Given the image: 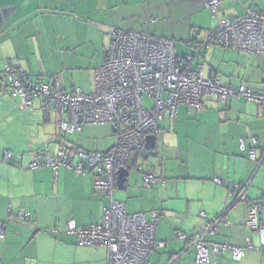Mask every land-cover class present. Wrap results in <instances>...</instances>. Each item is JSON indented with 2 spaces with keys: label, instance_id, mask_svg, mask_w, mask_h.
I'll list each match as a JSON object with an SVG mask.
<instances>
[{
  "label": "crops",
  "instance_id": "1",
  "mask_svg": "<svg viewBox=\"0 0 264 264\" xmlns=\"http://www.w3.org/2000/svg\"><path fill=\"white\" fill-rule=\"evenodd\" d=\"M206 1L0 0V72L10 63L31 79L57 78L66 91L92 92L94 70L106 60L113 31L121 28L174 40L177 54L194 56L190 67L202 66L207 78L264 91V52L209 42L219 18L239 17L248 8L264 12V0L226 1L216 18ZM84 45L87 55L81 51ZM51 107L41 101L24 108L11 91L0 93V224L5 231L0 264H106L105 246H80L66 231L69 220L84 226L102 220L109 200L94 189L93 175L82 176L64 165L57 174L51 167L26 165L42 150L56 153L64 147L74 163L78 150L106 152L114 145L113 129L87 125L82 133L65 137L55 107L56 129L51 126ZM160 130L155 148L135 155L131 167L125 166L124 184L114 190L129 213L143 212L149 220L155 212L160 215L155 236L165 246L152 252L150 263L197 264L195 246L177 233L198 234L207 219L219 217L218 232L208 239L259 247L260 235L248 217L249 204L264 199V162L251 160L249 152L256 138L257 157L264 158L262 107L239 97L223 104L209 95L202 111L182 105L175 117L160 121ZM6 150L23 154V165L6 161ZM141 160L162 180L145 187L143 174L133 167ZM240 192L246 201L238 199ZM208 264H264V252L246 249L242 260L226 254Z\"/></svg>",
  "mask_w": 264,
  "mask_h": 264
},
{
  "label": "built area",
  "instance_id": "2",
  "mask_svg": "<svg viewBox=\"0 0 264 264\" xmlns=\"http://www.w3.org/2000/svg\"><path fill=\"white\" fill-rule=\"evenodd\" d=\"M226 1L235 0H207L205 5L216 18ZM209 42L250 53L264 52V12L248 8L239 17L219 18L217 27L210 31ZM193 59L192 55L180 57L174 40L116 28L105 62L94 70L92 92L79 87L66 91L56 78L48 82L31 79L22 67L10 63L0 72V93L11 91L13 96L20 98L24 108L32 107L37 99L46 106H54L60 113L61 132L66 135L82 133L87 125H111L115 144L106 152L78 150L76 156L79 161L74 163L64 147L56 153L42 150L26 165L32 170L51 167L56 174L64 165L82 176L93 175L94 189L109 200L102 220L88 226L69 220L66 231L80 246H105L106 264H151L152 252L165 246V242L156 240L155 236L159 213H153L149 220L143 212L129 213L126 203L114 198L118 170L130 161L134 153L146 147L148 136L160 134L162 119L175 117L182 105L196 112L202 111L205 97L209 95H216L223 104L233 97L251 100L260 104L264 111V91H256L246 83L236 86L223 84L217 78H207L202 66L190 67ZM252 143L249 158L261 164L264 158L257 157V139L253 138ZM241 147H246L244 139ZM4 157L14 165L24 162L23 154L10 150L4 152ZM137 170L143 174L145 187L162 180V176L152 169L137 165ZM215 181L222 183L219 179ZM237 197L246 201L244 192ZM18 215L30 217L24 212ZM221 222L220 217L207 219L198 234L177 233L178 238L195 246L197 264H208L212 257L226 254L239 261L245 257L246 249L264 252V199L249 204L248 225L259 233V247L252 242L242 247L228 241L208 239V235L218 232ZM52 232L57 233V230ZM4 238V227L0 224V240Z\"/></svg>",
  "mask_w": 264,
  "mask_h": 264
},
{
  "label": "water",
  "instance_id": "3",
  "mask_svg": "<svg viewBox=\"0 0 264 264\" xmlns=\"http://www.w3.org/2000/svg\"><path fill=\"white\" fill-rule=\"evenodd\" d=\"M156 139H157V136L156 135H150V136H148L147 139H146V147L148 149L155 148V146H156ZM128 174H129V170L125 166L121 167L118 170L117 184L118 185H123Z\"/></svg>",
  "mask_w": 264,
  "mask_h": 264
},
{
  "label": "rangeland",
  "instance_id": "4",
  "mask_svg": "<svg viewBox=\"0 0 264 264\" xmlns=\"http://www.w3.org/2000/svg\"><path fill=\"white\" fill-rule=\"evenodd\" d=\"M178 45H180V44H178ZM85 46H88V45H84L83 47H82V49H81V51H83L84 52V54H86L87 53V50L84 48ZM87 55V54H86ZM53 66L51 65L50 66V68H52ZM57 79V78H56ZM146 99V102H147V104H150V101L147 99V98H145ZM35 103H41V101H39L38 102V99L35 101ZM54 108V107H53ZM52 107H51V110H50V112L52 113V116H53V123H51V126H53L55 129H56V121H55V119H56V112H55V110L53 109ZM63 135L66 137V136H68V135H66V134H64L63 133ZM111 140L114 142V144H115V137H111ZM143 161L141 160L140 161V163H139V165H141V166H143ZM144 167V166H143Z\"/></svg>",
  "mask_w": 264,
  "mask_h": 264
},
{
  "label": "trees",
  "instance_id": "5",
  "mask_svg": "<svg viewBox=\"0 0 264 264\" xmlns=\"http://www.w3.org/2000/svg\"><path fill=\"white\" fill-rule=\"evenodd\" d=\"M137 32V31H136ZM144 33H147V32H144ZM155 36V35H154ZM156 37H159V36H156ZM161 38H163V37H161ZM165 39H167V38H165ZM40 79V78H39ZM40 80H42V79H40ZM251 101V100H250ZM254 102V101H253ZM256 103V102H255ZM258 104V103H257ZM260 105V104H259ZM47 106L44 104V108H46ZM258 141V140H257ZM251 143H252V140H251ZM252 146H253V143H252ZM258 146V145H257ZM144 149V148H143ZM143 149H141V150H143ZM141 150H139V151H137L136 153H134V155H133V157L130 159V161L125 165L127 168H129V167H131V161H132V159L135 157V155L136 154H138ZM137 156V155H136ZM137 165L138 164H135L133 167H135V168H137Z\"/></svg>",
  "mask_w": 264,
  "mask_h": 264
}]
</instances>
